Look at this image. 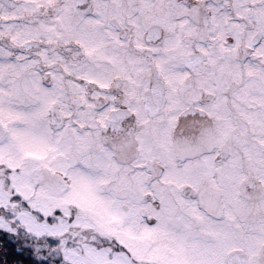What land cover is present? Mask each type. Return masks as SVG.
I'll return each mask as SVG.
<instances>
[{"label":"snow or ice","instance_id":"1","mask_svg":"<svg viewBox=\"0 0 264 264\" xmlns=\"http://www.w3.org/2000/svg\"><path fill=\"white\" fill-rule=\"evenodd\" d=\"M11 264H264V0H0Z\"/></svg>","mask_w":264,"mask_h":264},{"label":"trees","instance_id":"2","mask_svg":"<svg viewBox=\"0 0 264 264\" xmlns=\"http://www.w3.org/2000/svg\"><path fill=\"white\" fill-rule=\"evenodd\" d=\"M14 245L11 241L7 246H4L3 242H0V264H11L10 254L14 252Z\"/></svg>","mask_w":264,"mask_h":264}]
</instances>
